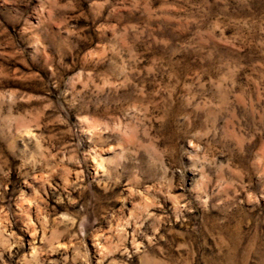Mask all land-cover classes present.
Wrapping results in <instances>:
<instances>
[{"label":"clouds","instance_id":"9594fccd","mask_svg":"<svg viewBox=\"0 0 264 264\" xmlns=\"http://www.w3.org/2000/svg\"><path fill=\"white\" fill-rule=\"evenodd\" d=\"M0 264H264V0H0Z\"/></svg>","mask_w":264,"mask_h":264}]
</instances>
